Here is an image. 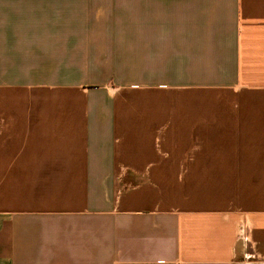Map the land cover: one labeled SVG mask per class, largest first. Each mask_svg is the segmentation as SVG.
<instances>
[{"label":"crops","instance_id":"0c3cea01","mask_svg":"<svg viewBox=\"0 0 264 264\" xmlns=\"http://www.w3.org/2000/svg\"><path fill=\"white\" fill-rule=\"evenodd\" d=\"M0 264H264V0H0Z\"/></svg>","mask_w":264,"mask_h":264}]
</instances>
